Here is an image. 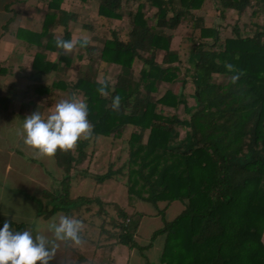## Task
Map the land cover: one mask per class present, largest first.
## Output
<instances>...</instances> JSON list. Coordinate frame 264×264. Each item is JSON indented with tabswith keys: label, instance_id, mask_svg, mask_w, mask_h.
I'll return each instance as SVG.
<instances>
[{
	"label": "trees",
	"instance_id": "16d2710c",
	"mask_svg": "<svg viewBox=\"0 0 264 264\" xmlns=\"http://www.w3.org/2000/svg\"><path fill=\"white\" fill-rule=\"evenodd\" d=\"M43 1L49 12L43 32L34 38L40 52L33 72L39 76L57 67L47 61L45 52L61 51L55 47V32L63 28L60 39L71 40L70 24L79 22V14L62 8L68 0ZM72 1L83 6L96 3V21L108 29L107 34L95 35L88 47L78 46L79 57L87 56L92 65L77 81L62 87L69 97L75 92L87 103L93 139L79 141L74 151H57L55 159L64 177L58 191L44 193L38 215L49 219L63 212L75 217L76 211L93 204L102 214L106 204L100 198H73V173L86 161L93 142L120 139L131 129L128 160L121 168L112 164L104 174L82 173L98 184L127 178L130 200L156 208L165 204L161 213L176 202L183 204L184 210L153 234V239L163 238L161 264H264V25L251 23L247 32L235 26L233 36L223 39L218 27L208 26L198 16L206 0ZM217 1L223 19L228 12L241 19L254 7L252 17L256 16L264 0ZM124 18L129 22L122 35L112 24ZM185 24L200 33L190 58L194 106L188 111L185 78L189 72L182 70L181 52L172 49L174 32ZM97 27L94 21L83 24L92 32ZM38 63L44 66L37 68ZM96 63L120 67L116 81L109 83L108 97L96 91ZM228 63L244 73L235 85L229 82L234 73L225 67ZM216 76L224 80L218 83ZM163 83L182 85L180 93L167 91L157 98ZM59 88L54 84L43 90ZM115 95L122 98L119 111L111 107ZM180 128L188 131L186 150L171 146ZM141 219L129 224L131 216L120 209L111 224L100 225V231L116 244L142 251L145 248L136 239ZM9 224L13 231L26 228Z\"/></svg>",
	"mask_w": 264,
	"mask_h": 264
},
{
	"label": "crops",
	"instance_id": "0c3cea01",
	"mask_svg": "<svg viewBox=\"0 0 264 264\" xmlns=\"http://www.w3.org/2000/svg\"><path fill=\"white\" fill-rule=\"evenodd\" d=\"M40 1L47 8L46 17L49 10L45 1L36 0L34 6L41 3ZM214 2H217V0H206L203 10L198 13V16L204 18L206 24L211 27L215 26L208 23V6L211 5L213 9L217 8L215 5L213 6L212 3ZM65 3L62 5L64 10H66ZM27 4L28 0H11L4 2L0 9V28L2 32L0 36V51H11L18 54L26 53L27 55L29 52L33 53V55H28L25 60H20L18 57H15L12 61L0 60V229L3 228L2 224L7 220L12 224L24 225L26 227L25 230L31 229L33 230V235H35L33 220H38L42 230H44L52 218L61 214L66 216L63 212H59L49 219L38 215L40 206L44 202V193L59 190L64 172L58 166L55 157L53 159L38 158L32 149L23 144L22 137L18 135V132L22 130L23 120L27 116L39 111L42 116L46 117L57 102L70 98L68 93L62 88L63 83L77 81L92 63L87 59V56L83 59L79 57L82 52L79 47L68 55H65L62 50L56 52L45 51L47 61L56 64V69L43 76L33 72L35 56L40 52L34 38L43 32V25L39 30L29 27V24L33 22L34 13L30 12L27 14L25 12L24 7ZM67 11L79 14V22L70 24L71 39L89 35L87 37L92 42L97 28L96 32L83 29V24L87 21L81 19V14L70 10ZM230 13L234 12H228L226 16ZM220 15L219 12L217 16L223 19ZM4 20L5 23H3ZM17 21L21 25L13 29L12 27ZM93 21L95 22L96 19ZM72 26L80 27L81 32L78 36ZM55 33L57 38H63L65 32L63 28H59ZM5 35L13 36L11 41H6ZM175 38L172 47L176 40ZM22 66L27 69L25 76L23 78L16 77L15 70ZM42 66H44L43 63L37 64V68H42ZM94 66L98 78L103 76V69L109 67L98 63L94 64ZM98 68L100 71H98ZM62 71H64L63 74L61 73ZM54 84L59 85L60 88L49 92L43 90V87L50 88ZM16 89L18 90L16 91ZM78 97L84 99L82 96L78 95ZM100 139L102 138L97 139L96 142L99 143ZM157 215L153 216L156 217ZM142 220L138 226L136 236L139 245L145 248L142 251L116 244L115 240H110L108 236H103L100 231V225L102 224H84L85 228L81 233L84 243L81 246H74L70 242H60L56 256L51 261V264H76L81 259L83 260L80 264H152L151 253L153 251L159 253L160 261L163 244L156 246V243L152 242L154 232L159 229L151 231L147 238L150 241L147 240L144 244L141 243V234L145 225L142 224ZM45 234L49 237L51 236L46 231ZM93 236L97 239L93 238ZM152 243L153 245L148 247Z\"/></svg>",
	"mask_w": 264,
	"mask_h": 264
},
{
	"label": "rangeland",
	"instance_id": "374dc122",
	"mask_svg": "<svg viewBox=\"0 0 264 264\" xmlns=\"http://www.w3.org/2000/svg\"><path fill=\"white\" fill-rule=\"evenodd\" d=\"M11 0H0V9L4 2H8ZM41 2V1H40ZM256 3V1H253ZM36 3V0H28L27 6L24 7L25 12L29 14L30 12H33V22L29 24V27H32L36 30H39L42 28L43 21L45 14L47 12V8L43 2L38 3L34 6ZM215 7L218 6V1L212 3ZM208 16L209 21L208 23L212 26L218 27V29L221 31V37L223 39L227 37L233 36V27L240 26L241 29H243L245 32L248 31L249 24H263L264 25V1L261 5V11L256 14V16L252 17L253 12L256 10V8H250L246 11V13L241 17V19H238L237 15L235 13H230L226 16V19H222L217 16L219 14V10L217 8H212L211 5L208 6ZM20 9V8H19ZM65 9L74 11L77 13H80L82 16V20L84 21H93L94 19H97V5L96 3H92L90 6H83L77 1H68L65 3ZM149 10L148 8L146 11ZM256 13V12H255ZM218 17V18H217ZM128 18H124L123 21H115L112 24V27L115 29H120L122 31V35L126 34L127 28H128ZM5 23V20L3 21ZM97 27V31L95 34L98 36H102L104 34H107L108 29L103 26L102 21H96L94 22ZM20 24L19 21H17L13 25V29L17 28ZM188 25V24H187ZM186 26V24H185ZM190 26V25H188ZM180 27L177 31H175V41L173 44L172 49L175 51L181 52L182 62H183V72L185 69H188L189 75L186 76L187 84L185 86L187 90V95L189 98H187V104L188 107L187 111L189 109H192L194 106V82L192 80L193 76L191 75L193 73V68L190 63V55L194 51L196 43L199 41L200 33L199 31L194 32L190 27ZM254 26V25H251ZM72 29L74 30L75 34L78 36L81 32L79 26H72ZM168 33H173L171 31H167ZM1 28H0V36H1ZM6 41H11L12 37L11 35H5ZM89 36V35H87ZM86 36V37H87ZM14 44V43H13ZM181 50V51H180ZM33 55V53L29 52L28 54ZM28 55L26 53L24 54H18L15 52H5L0 51V60H10L12 61L15 57H18L20 60H25L28 58ZM22 57V59H21ZM163 57V54L161 53L159 55V62L161 61ZM57 59V58H56ZM137 68H140V66H137ZM120 67L119 66H109L105 69H103L101 77H110V83H114L116 81V77L118 76ZM15 76L16 77H24L27 69L25 66L18 67L16 70ZM138 72V71H137ZM62 74L64 71L61 72ZM138 76V73H136ZM50 78V77H49ZM138 78V77H137ZM216 82L221 83L224 78L216 76ZM49 80V79H48ZM182 85H173V84H162L159 87L158 93L155 95L157 98H161L167 91H173L175 94H179L181 91ZM18 89H16L17 91ZM15 91V92H16ZM167 112L174 113L175 110L173 109H166ZM182 111V110H181ZM181 115L182 112H181ZM186 115V113H185ZM183 117V116H182ZM179 130V137H174L171 146L178 148L180 147V150H186L185 144L189 143L190 139H187V132L185 129H178ZM131 133V129H127L125 133L123 134V137L120 139H100L99 143L94 142L92 146L88 149L87 153V159L86 161L76 166V169L74 171V179L72 183V196L73 198L78 197H87L90 199L100 198L105 204V210L102 214H100V208L97 205H91V207H83L82 209L76 211L75 217L77 219H80L83 221L84 224H111V217L118 216V211L120 209H124L129 216H131V219L133 220L129 224H138L137 221H139L140 217L142 216V224H145L143 226L142 234H141V243H145L150 235L151 231H155L157 229H160L163 227L165 221H171L176 216H178L184 209V206L182 203L177 202L173 205H171L165 213H161V210L164 209L165 204L159 205V207H154L152 205L146 204L144 202L138 201L136 199L130 200L128 191H127V178H120L119 180H112L107 181L104 184H98L95 180L84 177L83 171H88L91 174H104L108 171L110 168V165H114L115 169L121 168L128 160L129 156V146H128V139ZM186 138V140H185ZM155 214H158L156 217L153 216ZM102 216L103 218H100ZM118 218V217H117ZM119 221H121L119 219ZM33 224V223H32ZM93 238H96L93 236ZM97 239V238H96ZM150 241V240H149ZM152 242L156 243V246L163 244V238H156L153 239ZM151 263L152 264H161L159 261V253L156 251H153L151 253Z\"/></svg>",
	"mask_w": 264,
	"mask_h": 264
},
{
	"label": "clouds",
	"instance_id": "9594fccd",
	"mask_svg": "<svg viewBox=\"0 0 264 264\" xmlns=\"http://www.w3.org/2000/svg\"><path fill=\"white\" fill-rule=\"evenodd\" d=\"M54 43L57 49L68 55L78 46L88 47L91 41L88 37L71 40L57 38ZM225 67L234 73L229 82L237 84L244 74L243 71L232 63ZM97 83L99 87L96 91L99 95L108 97L110 77H100ZM121 102L120 95L112 98L113 111H119ZM88 115L87 103L74 92L70 98L57 102L46 117L39 111L27 116L18 135L22 137L23 144L32 149L38 158L53 159L58 150L74 151L79 141L93 139L94 125L89 121ZM33 224L35 235L31 229L13 231L9 222L5 221L0 229V264H51L60 242H70L74 246L84 243L81 233L85 225L80 219L61 214L52 218L44 230L38 220H33ZM45 231L51 236L46 235Z\"/></svg>",
	"mask_w": 264,
	"mask_h": 264
}]
</instances>
